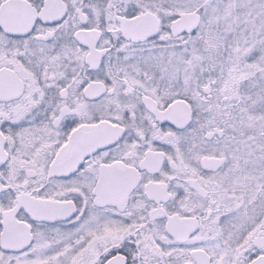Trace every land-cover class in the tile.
<instances>
[{"label":"snow or ice","instance_id":"1","mask_svg":"<svg viewBox=\"0 0 264 264\" xmlns=\"http://www.w3.org/2000/svg\"><path fill=\"white\" fill-rule=\"evenodd\" d=\"M0 264H264V0H0Z\"/></svg>","mask_w":264,"mask_h":264}]
</instances>
